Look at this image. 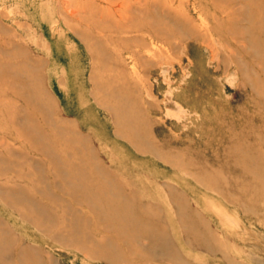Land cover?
Here are the masks:
<instances>
[{"label": "rangeland", "instance_id": "374dc122", "mask_svg": "<svg viewBox=\"0 0 264 264\" xmlns=\"http://www.w3.org/2000/svg\"><path fill=\"white\" fill-rule=\"evenodd\" d=\"M0 264H264V0H0Z\"/></svg>", "mask_w": 264, "mask_h": 264}, {"label": "bare ground", "instance_id": "6f19581e", "mask_svg": "<svg viewBox=\"0 0 264 264\" xmlns=\"http://www.w3.org/2000/svg\"><path fill=\"white\" fill-rule=\"evenodd\" d=\"M143 147H145V145L143 146ZM101 174V173H100ZM130 213V212H129ZM49 220V219H48ZM57 235H60V233L59 234H57ZM55 236V237H58V236ZM115 256V255H114ZM107 260H108V258H107ZM109 260H111V259H109ZM111 261H113L114 263H115V261L114 260H111Z\"/></svg>", "mask_w": 264, "mask_h": 264}]
</instances>
